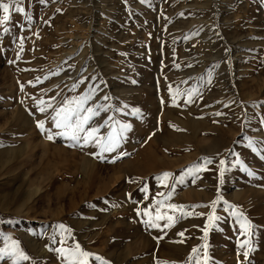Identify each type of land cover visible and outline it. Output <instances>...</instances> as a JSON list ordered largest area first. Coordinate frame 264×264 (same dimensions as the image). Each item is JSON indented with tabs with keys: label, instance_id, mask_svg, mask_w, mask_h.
<instances>
[{
	"label": "rangeland",
	"instance_id": "374dc122",
	"mask_svg": "<svg viewBox=\"0 0 264 264\" xmlns=\"http://www.w3.org/2000/svg\"><path fill=\"white\" fill-rule=\"evenodd\" d=\"M16 7L0 25V248L19 241V264H64L65 238L108 264H187L194 247L208 264H264V0ZM81 100L115 150L54 126ZM157 211L173 226H150Z\"/></svg>",
	"mask_w": 264,
	"mask_h": 264
},
{
	"label": "snow or ice",
	"instance_id": "6c2138e0",
	"mask_svg": "<svg viewBox=\"0 0 264 264\" xmlns=\"http://www.w3.org/2000/svg\"><path fill=\"white\" fill-rule=\"evenodd\" d=\"M21 2L22 0H9V2H0V9H2L3 11V16L2 18H0V25H3L10 21L11 19L9 15L10 8L15 7L16 12L24 11L22 7H16ZM3 31L7 33L8 28L6 27L3 28ZM105 99H107V97H105ZM39 103L43 104L44 102L39 101ZM83 103H84V100L77 102L78 107L75 109L61 108L59 110H56L55 116L52 117V120L54 121V126L58 129L64 128V129L70 130L71 138L75 141H80L82 138L84 145H87L91 143L93 140H95L96 144L101 148L102 151L115 150V148L119 146V139L115 131L109 134L107 141L105 143H101L100 139L97 138V133L99 131L98 128L96 127H90L88 129L85 128V125L89 123L92 114H98V113H94L93 109L89 108L86 110L89 113V115L81 116L80 112L83 110L82 109ZM39 111L43 113L46 111V109L44 107H40ZM37 126L43 129L44 122L38 121ZM80 133L84 134L83 137L80 136ZM65 134H68V133H65ZM48 138L52 139V136L49 135ZM111 162H115V161H111ZM208 162L210 163L211 161H208ZM223 163L224 162L221 161V164ZM222 174H223V170H221V175ZM171 175H172L171 173L165 172L161 176L157 177V179L161 183H164V181H166ZM159 195L163 196L164 194L160 193ZM156 203L161 204L162 201H157ZM216 203L217 201L212 202L213 207L215 206ZM167 207L172 209L173 211L183 210V206H179L175 204L167 205ZM236 214L237 213L234 211V215ZM145 215H148L150 217L148 223L152 227L159 228L160 225L156 223V221L164 220V219L168 220V223L164 225L165 227H171L175 223L173 216L168 215L167 213L161 214L159 211H157L154 220L151 218V213L146 212ZM208 219L213 220V219H218V217H214L210 215ZM240 227L242 229L241 235H250L252 224L249 221H247L246 218L244 222L241 223ZM57 228L62 233L67 232L69 235L71 234V230L66 228V226L62 223L57 225ZM179 235L183 236V232L179 233ZM4 239L11 240V243L6 244L3 248H0V261H4L6 258H10L12 261V264H19L20 261H29L32 259L21 248L19 241L12 240L11 237H4ZM61 243L66 246L58 248V249H54V250L58 252L59 255L62 257L64 264H90V258L94 259L95 261H99L100 264H108V261L104 260V258L100 257L99 255L84 250L78 242L72 246H67V238H65L64 240L61 241ZM202 247L206 249V245ZM238 248L244 250L242 254L245 260H247L249 257V253L252 251L251 239H245L242 242H239ZM199 252H200V249L194 247L192 249V253L190 254L188 258L187 264H192L193 257H196L195 264H208L209 257L207 256L206 251L202 258L198 255Z\"/></svg>",
	"mask_w": 264,
	"mask_h": 264
}]
</instances>
